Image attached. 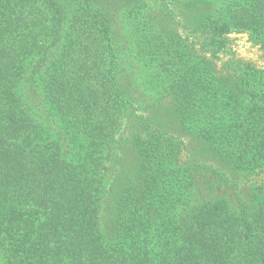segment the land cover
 I'll return each instance as SVG.
<instances>
[{
    "label": "trees",
    "instance_id": "trees-1",
    "mask_svg": "<svg viewBox=\"0 0 264 264\" xmlns=\"http://www.w3.org/2000/svg\"><path fill=\"white\" fill-rule=\"evenodd\" d=\"M149 1L0 0V264H264V0Z\"/></svg>",
    "mask_w": 264,
    "mask_h": 264
},
{
    "label": "rangeland",
    "instance_id": "rangeland-1",
    "mask_svg": "<svg viewBox=\"0 0 264 264\" xmlns=\"http://www.w3.org/2000/svg\"><path fill=\"white\" fill-rule=\"evenodd\" d=\"M170 3V8L174 10V13H176L177 15H180L181 10L179 9L180 6L179 4L177 6L174 5V3H171L170 0H168ZM153 2H155V0L149 1V4L151 7L154 8V10H158L157 9V5L154 4ZM178 19V18H177ZM139 21V19L137 20ZM137 25L134 26L133 22H129L127 21L128 25L127 27L129 28L128 30L132 31L134 33V36L132 38V32H131V46L135 47L137 46V36L139 32V22H137ZM175 33L179 36V38H185V37H190L191 39H193V37L191 35H189V32L186 31L182 26L177 25V27L175 26L174 28ZM127 53H124V61L126 63L131 64V62H133V64H135V72H139L137 78H140V81L142 83H144L147 78L149 73L147 72V69L145 70L143 67H136L137 62H136V58L134 56L130 57H126ZM129 58H132L129 61ZM220 58L221 61H225L228 60L230 58H234L236 60H242L245 63H250L252 65H254L257 68L260 69H264V47L262 46L261 43H258L257 41L254 40V38L252 37V35L250 34L249 31L244 30V29H237L234 28L231 33L228 35V42L227 45L225 47V49L223 50L222 53H220ZM219 64H221V62H219ZM127 68H131L130 65H127ZM146 68V67H145ZM156 72H158L157 70H160V68L156 69L153 68ZM131 72V71H130ZM141 73V74H140ZM133 88H135V92H137V96L140 98H145L148 99L149 95V89L148 86H140V84H136ZM258 179L261 181H264V173L262 175L258 176ZM2 264V262H1Z\"/></svg>",
    "mask_w": 264,
    "mask_h": 264
}]
</instances>
